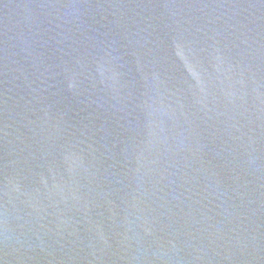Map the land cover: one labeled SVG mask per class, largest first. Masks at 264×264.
Returning a JSON list of instances; mask_svg holds the SVG:
<instances>
[{
  "label": "water",
  "instance_id": "obj_1",
  "mask_svg": "<svg viewBox=\"0 0 264 264\" xmlns=\"http://www.w3.org/2000/svg\"><path fill=\"white\" fill-rule=\"evenodd\" d=\"M0 264H264V0H0Z\"/></svg>",
  "mask_w": 264,
  "mask_h": 264
}]
</instances>
